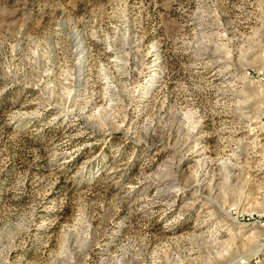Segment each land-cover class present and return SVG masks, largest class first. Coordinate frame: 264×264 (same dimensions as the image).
<instances>
[{
  "label": "rangeland",
  "instance_id": "obj_1",
  "mask_svg": "<svg viewBox=\"0 0 264 264\" xmlns=\"http://www.w3.org/2000/svg\"><path fill=\"white\" fill-rule=\"evenodd\" d=\"M0 264H264V0H0Z\"/></svg>",
  "mask_w": 264,
  "mask_h": 264
}]
</instances>
